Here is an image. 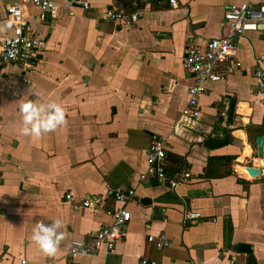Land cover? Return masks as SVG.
Returning a JSON list of instances; mask_svg holds the SVG:
<instances>
[{
	"label": "crops",
	"instance_id": "0c3cea01",
	"mask_svg": "<svg viewBox=\"0 0 264 264\" xmlns=\"http://www.w3.org/2000/svg\"><path fill=\"white\" fill-rule=\"evenodd\" d=\"M13 1L0 0V37L13 33L5 12ZM55 1L54 14L44 20L36 7L22 9L45 41L28 69L0 63V264H264V177L240 172L259 166L245 130L264 126V92L252 77L264 67V34L237 37L241 67L207 84L196 119L180 113L192 79L182 67L185 46L223 36L227 6L264 0H176L175 6L169 0H86L85 9ZM105 8L142 15L128 27L103 20ZM23 76L30 83H22ZM29 100L58 103L65 124L40 137L20 134L19 105ZM152 135L166 139V176L140 180ZM217 155L236 156L231 175L203 178L208 158ZM185 170L189 180L170 188ZM108 186L135 192L124 238L112 253L100 248L70 259L72 240L112 222L101 210L74 211L71 204L107 194ZM106 200L108 207L120 205ZM186 212L200 216L188 220ZM57 218L64 236L47 256L32 242V230ZM146 225L170 245L155 249L146 241Z\"/></svg>",
	"mask_w": 264,
	"mask_h": 264
},
{
	"label": "built area",
	"instance_id": "2783aa9c",
	"mask_svg": "<svg viewBox=\"0 0 264 264\" xmlns=\"http://www.w3.org/2000/svg\"><path fill=\"white\" fill-rule=\"evenodd\" d=\"M173 6L176 0H169ZM32 5L39 10V19L52 16L55 12V0H14L6 6L5 12L13 24L11 35L0 37V63L17 62L24 73L38 50L44 48L45 41L38 38L31 25L23 19V7ZM66 8L74 6L88 8L86 0H63ZM142 12L135 11L130 15H124L114 8H105L101 13L103 20H110L131 27L136 24ZM223 26L225 34L217 38L204 40L201 44L188 43L183 51L182 67L192 75L190 84L187 86V100L181 110V115L186 118L196 119L199 116V96L206 91L208 83L224 80L228 75L241 67L237 58V45L235 39L245 32H259L264 34V3L253 6L250 3L231 4L226 7L223 14ZM256 88L264 92V67L253 70ZM24 84L30 83L25 76L21 77ZM264 118V116H263ZM166 139L162 136L152 135L148 146L145 148L146 171L139 175V179L156 177L164 179L163 163L166 152ZM187 170L169 181V187L175 188L189 180ZM103 195H90L71 204L74 211L83 209L101 210L112 219L109 225L102 226L89 232L84 239L72 240L67 250V256L74 259L78 255H90L104 248L107 252H114L115 246L125 236L126 226L130 220V212L127 204L135 197L133 189L120 187L106 188ZM111 197L113 202L120 204L118 207H108L106 198ZM65 201L71 199V194L66 193ZM198 212H186L185 219L198 218ZM146 241L157 250H162L170 245L165 234L154 235L149 232V225L145 226ZM224 254V253H223ZM225 255V254H224ZM22 264L25 261H21ZM147 261L143 260L142 264ZM155 264V262H148Z\"/></svg>",
	"mask_w": 264,
	"mask_h": 264
},
{
	"label": "clouds",
	"instance_id": "9594fccd",
	"mask_svg": "<svg viewBox=\"0 0 264 264\" xmlns=\"http://www.w3.org/2000/svg\"><path fill=\"white\" fill-rule=\"evenodd\" d=\"M21 126L20 134L24 136L40 137L55 131L65 124V111L56 102L35 103L24 101L19 105ZM62 221L57 218L50 223H38L32 230L31 239L47 256L56 253L60 241L63 239Z\"/></svg>",
	"mask_w": 264,
	"mask_h": 264
},
{
	"label": "trees",
	"instance_id": "16d2710c",
	"mask_svg": "<svg viewBox=\"0 0 264 264\" xmlns=\"http://www.w3.org/2000/svg\"><path fill=\"white\" fill-rule=\"evenodd\" d=\"M246 135L248 138V141L252 146H254V140L257 135H264V126L262 127H247L246 128ZM223 137L226 142V144H229L231 142V136L228 132L223 131ZM171 155V154H169ZM236 158L235 155H222V156H210L207 161L206 167L203 169V178H222L231 175V165L234 159ZM165 160H167V153L165 152ZM177 164L179 166H182V161L180 158L177 159ZM163 163V172L164 177L166 176V170L164 168Z\"/></svg>",
	"mask_w": 264,
	"mask_h": 264
},
{
	"label": "water",
	"instance_id": "95a60500",
	"mask_svg": "<svg viewBox=\"0 0 264 264\" xmlns=\"http://www.w3.org/2000/svg\"><path fill=\"white\" fill-rule=\"evenodd\" d=\"M235 101L232 99L229 103L227 121L231 123L232 112L234 108ZM254 148L255 152L259 158V166H245V170L247 174H249L252 178L258 179L260 177H264V135H257L254 140Z\"/></svg>",
	"mask_w": 264,
	"mask_h": 264
},
{
	"label": "bare ground",
	"instance_id": "6f19581e",
	"mask_svg": "<svg viewBox=\"0 0 264 264\" xmlns=\"http://www.w3.org/2000/svg\"><path fill=\"white\" fill-rule=\"evenodd\" d=\"M240 172L243 174V175H247V172L245 170H240ZM249 175V174H248ZM250 176V175H249ZM248 177V176H247Z\"/></svg>",
	"mask_w": 264,
	"mask_h": 264
},
{
	"label": "rangeland",
	"instance_id": "374dc122",
	"mask_svg": "<svg viewBox=\"0 0 264 264\" xmlns=\"http://www.w3.org/2000/svg\"><path fill=\"white\" fill-rule=\"evenodd\" d=\"M254 148V146H252ZM254 151H255V148H254Z\"/></svg>",
	"mask_w": 264,
	"mask_h": 264
}]
</instances>
